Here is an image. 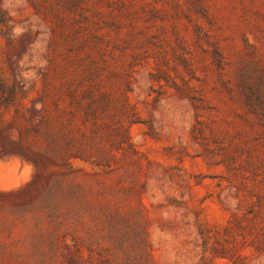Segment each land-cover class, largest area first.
<instances>
[{
  "label": "rangeland",
  "instance_id": "1",
  "mask_svg": "<svg viewBox=\"0 0 264 264\" xmlns=\"http://www.w3.org/2000/svg\"><path fill=\"white\" fill-rule=\"evenodd\" d=\"M0 2L15 26L0 35V264H232L201 230L223 231L264 178V0H91L86 28L113 69L129 63L140 117L120 172L35 156V79L99 50L59 47L28 0Z\"/></svg>",
  "mask_w": 264,
  "mask_h": 264
},
{
  "label": "trees",
  "instance_id": "2",
  "mask_svg": "<svg viewBox=\"0 0 264 264\" xmlns=\"http://www.w3.org/2000/svg\"><path fill=\"white\" fill-rule=\"evenodd\" d=\"M28 1L41 13L38 16L45 15L47 20L41 25L47 27L51 43L59 47L99 50L98 58L86 62L80 59L54 61L55 76L45 74L35 79V88L39 80L43 86L42 107L36 109L39 119L35 125V156H46L69 169L72 160L112 172L122 171L127 162L133 165L132 156L138 154V150L131 141L130 127L139 122L140 117L129 99L131 67L129 63L120 65L116 60L113 69L107 50L101 46L102 36L86 28L92 21L85 14L91 9V0ZM74 12L84 15L88 25L73 17ZM14 28L13 18L0 2V35L13 33ZM111 69L112 78H107L104 73ZM3 85H7L6 80ZM11 88L12 96L9 95L4 103L8 104L7 101L17 95V87ZM60 133L64 144L59 143ZM257 183L259 191L242 197L245 205L237 207L223 231L208 227L201 230L205 242L214 239V245L206 246L205 253L210 251L212 256L227 259L232 264L248 263V256L237 250L238 244L249 248L253 255L264 254V178Z\"/></svg>",
  "mask_w": 264,
  "mask_h": 264
},
{
  "label": "bare ground",
  "instance_id": "3",
  "mask_svg": "<svg viewBox=\"0 0 264 264\" xmlns=\"http://www.w3.org/2000/svg\"><path fill=\"white\" fill-rule=\"evenodd\" d=\"M18 177V176H17Z\"/></svg>",
  "mask_w": 264,
  "mask_h": 264
}]
</instances>
